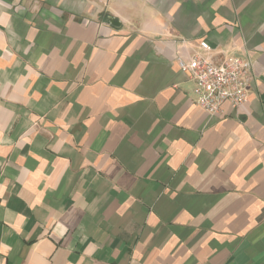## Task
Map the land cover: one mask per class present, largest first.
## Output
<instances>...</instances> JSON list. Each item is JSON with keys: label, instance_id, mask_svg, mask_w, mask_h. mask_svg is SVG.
I'll list each match as a JSON object with an SVG mask.
<instances>
[{"label": "crops", "instance_id": "1", "mask_svg": "<svg viewBox=\"0 0 264 264\" xmlns=\"http://www.w3.org/2000/svg\"><path fill=\"white\" fill-rule=\"evenodd\" d=\"M203 44L251 61L222 117ZM0 264H264V0H0Z\"/></svg>", "mask_w": 264, "mask_h": 264}, {"label": "built area", "instance_id": "2", "mask_svg": "<svg viewBox=\"0 0 264 264\" xmlns=\"http://www.w3.org/2000/svg\"><path fill=\"white\" fill-rule=\"evenodd\" d=\"M180 73L193 83L192 103L209 117L224 116L225 106L236 110L245 104L252 88L249 58L231 54L212 55L204 44L177 60Z\"/></svg>", "mask_w": 264, "mask_h": 264}, {"label": "water", "instance_id": "3", "mask_svg": "<svg viewBox=\"0 0 264 264\" xmlns=\"http://www.w3.org/2000/svg\"><path fill=\"white\" fill-rule=\"evenodd\" d=\"M112 25H113V26H118V24H117L116 21H114V20L112 21Z\"/></svg>", "mask_w": 264, "mask_h": 264}]
</instances>
